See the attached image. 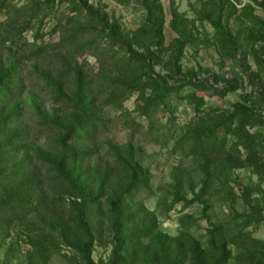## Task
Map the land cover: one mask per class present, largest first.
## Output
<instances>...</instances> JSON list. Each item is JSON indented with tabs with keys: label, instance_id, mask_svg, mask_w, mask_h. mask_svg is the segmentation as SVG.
Masks as SVG:
<instances>
[{
	"label": "trees",
	"instance_id": "trees-1",
	"mask_svg": "<svg viewBox=\"0 0 264 264\" xmlns=\"http://www.w3.org/2000/svg\"><path fill=\"white\" fill-rule=\"evenodd\" d=\"M114 1L125 4L130 0ZM135 1L143 12L140 23L132 30H123L117 19H109L107 13L89 0H30L19 7L11 0H0V15H4L0 22V44L20 43L19 46L30 47L26 58L41 57L45 53L47 45L36 42L45 34L40 31L42 22L54 6L67 3L70 14L60 18L50 32L60 36L51 45L60 49L55 53L60 67L57 80L47 76L45 79L52 87L51 97L54 104L59 105L58 109L45 115L39 102L32 98L30 101L38 122L53 132L51 146L49 144L45 151L40 146L35 147L34 143L27 145V130L19 121L23 115L18 96L21 57L0 60V225L6 226L11 220L23 218L25 209L33 202L37 206L43 202L45 185L49 184L51 174L54 182L65 189L68 206L65 211L67 221L63 219L61 226L50 228L57 229L65 242L77 251L80 264H95L92 259L96 240L92 215L100 212L102 203L107 209L112 239L108 264H122L125 257L140 252L147 253V264H185L188 259L193 264H230L233 259L236 264H264V240L242 234L247 226L257 228L264 222L262 207L249 201L255 192L253 187L243 188L242 199L249 211L235 236L247 239L237 245L246 248L248 253H239L234 258L228 243L235 239L227 242L218 226L213 225L207 230L206 248L188 233L171 237L157 230L155 222L148 218L150 213L139 200L141 193L150 192L152 175L140 163L132 142L123 147L109 145L114 157L112 163H106L94 179L86 177L88 170L83 163L92 155L91 146L99 140L100 127L104 125L95 103V90L115 108L121 107L123 100L136 92L134 111L149 121L155 111L167 112L168 122H171L176 108L167 101L184 88L190 89L180 98L191 106L194 117L173 138L185 156L193 157L204 177V184L195 198L200 200L216 174L227 175L237 168L253 167L264 177V136L250 131L264 125V48L254 47L256 42L264 43V17L255 15L253 6L247 2L238 9L231 0L200 1L198 19L213 27L212 42L217 45L222 59H234L237 52H241L239 64L245 78L235 76L226 80L223 76H213V83H224L223 88H217L206 79L195 80V73L181 67L185 46L196 41L192 32L194 22L180 13L171 1L168 26L175 36L166 42V16L161 1ZM251 1L264 13V0ZM233 17L240 25L243 22L247 25L233 32L229 23ZM32 23L37 27L33 41L29 43L23 33L33 28ZM88 29L93 31L91 36ZM249 53L255 68L249 65ZM77 55L94 57L98 70L87 71L86 57L81 63ZM242 79L251 88L256 86L257 92L242 93L230 110L204 108L208 96L222 98L235 91ZM176 184L168 210L175 202L185 200L180 195L181 187L178 182ZM63 198L57 195L45 202L60 210L61 205L55 201H64Z\"/></svg>",
	"mask_w": 264,
	"mask_h": 264
},
{
	"label": "rangeland",
	"instance_id": "rangeland-1",
	"mask_svg": "<svg viewBox=\"0 0 264 264\" xmlns=\"http://www.w3.org/2000/svg\"><path fill=\"white\" fill-rule=\"evenodd\" d=\"M160 1L166 16L164 27L166 42H169L175 36L168 26L171 1L180 13L185 14L189 21L194 22L195 29H192V32L196 41L184 48L180 59L183 70L192 71L195 73V80L206 79L208 84H213L217 88H223L224 83L221 81L213 83V76H223L226 80L235 76L245 78L239 64L241 52L238 51L234 59L223 60L218 52L217 45L212 42L213 27L206 21L198 19L197 12L201 0ZM28 2L30 0H11V3L16 7ZM89 2L100 7L102 11L107 13L109 19H117L123 30H132L140 23L143 12L135 0H130L125 4L114 0H89ZM246 2L253 6L255 15L264 17L263 11L256 4L251 0H246ZM64 15H70L67 3L56 4L53 11L43 19L40 31L45 34L42 39L36 42L37 44L47 45L46 51L41 57L26 58V56H29L30 47L19 46L20 43L11 44L6 42L3 46L0 44L1 61H9L12 57H21L22 62L18 74V96L23 108V115L19 121L27 130V145L34 143L35 147L40 146L43 151L46 150L49 144L51 146L53 132L51 129L49 132L46 126L38 122L39 119L33 111L30 101L32 98L39 102L45 115H51L54 108L58 109L59 105L54 104L51 97L52 87L47 84L45 76L57 80L56 75L60 63L55 53L60 49H55L51 45L56 43L60 36L59 33L50 32L57 21L60 18L63 19ZM3 20L4 15L1 14L0 22ZM33 23V28L23 33L24 38L29 43H32L37 27ZM229 23L233 32L247 25V22L240 25L235 17L230 19ZM87 32L90 36L93 33L91 29H88ZM242 42L245 41L242 40ZM254 47L255 49L264 48V43L256 42ZM61 50L63 49L61 48ZM251 55L249 53L247 56L249 65L255 68L256 65ZM83 57H86L87 61V64H85L86 70L96 72L98 70L97 60L88 55ZM83 57H78L77 60L82 63ZM262 77L264 79V75ZM242 81V84L235 91L226 93L222 98H218L216 95L208 96L204 108L214 107L218 110H230L232 103L242 93L257 92L258 88H251L248 82L244 79ZM189 89L184 88L178 94H172L168 99L167 104L176 108L173 113L174 120L171 122H168L169 114L167 112L162 114L160 110L155 111L151 118L152 121H149L134 111L137 103L136 92L125 98L121 107L115 108L114 105L106 103L95 90V103L99 109L98 113L104 119V125L100 127V138L95 145L91 146L92 155L84 161L83 167L88 170L86 177L94 179L99 171L102 172L104 165L112 163L114 159L109 145L123 147L127 142H132L140 163L147 167L152 175L150 192L141 193L139 200L145 211L150 213L148 218L155 222L157 230L171 237L179 236L183 232L188 233L198 240L202 247L206 248L207 230L213 225L218 226L227 242L230 239H235L233 243H228V248L235 258L239 253H248L246 248L241 249L237 245L241 240L247 239L243 237L240 239L235 238L239 234V225L249 211L248 205L242 199L243 188L245 186L253 187L255 192L251 194L249 201L252 204L258 203L262 207L261 214L264 215V177L262 174L255 172L253 167L237 168L227 175L216 174L212 177L200 200L195 198L204 184V177L198 170L193 157L185 156L183 150L175 145L173 138L179 135L181 133L180 128L194 117L191 106L184 98H180ZM250 131H257L264 136V125L252 128ZM163 141H166V143L163 144ZM29 151L35 156L31 150ZM243 153L244 151H242ZM42 170L45 172L43 167ZM176 182L181 187L180 195L186 201L192 202L186 204L185 200H181L175 202L168 210L167 207L173 200L171 192L174 191V186L177 185ZM48 183V185H45L46 197L43 202H39L38 206L33 202L25 209L23 218L11 220L6 226L4 224L0 225V264H80L77 251L65 242L64 238L56 232L57 229L50 228L51 226L57 228L58 225L61 226L63 219L67 221L65 211L68 206L66 202L68 195L65 194V189L54 182L51 174ZM57 195L64 197V201L59 199L55 201L57 205H61L60 210L52 208L50 203L46 204L45 202L51 197H57ZM106 214V206L102 203L100 212L92 215L96 237L92 259L95 264H108L110 259L112 239ZM242 234H247L254 239L264 240V222L257 228L247 226ZM246 245H249V243L247 242ZM146 256L147 253L145 254V252L131 254L125 257L122 264H147ZM236 263V260L233 259L230 264ZM185 264L193 263L188 259Z\"/></svg>",
	"mask_w": 264,
	"mask_h": 264
},
{
	"label": "built area",
	"instance_id": "built-area-1",
	"mask_svg": "<svg viewBox=\"0 0 264 264\" xmlns=\"http://www.w3.org/2000/svg\"><path fill=\"white\" fill-rule=\"evenodd\" d=\"M248 1V0H247ZM231 2L239 9L241 8L245 3H246V0L244 1H236V0H231ZM246 81V80H245ZM254 88H257L256 86H254ZM239 90V89H238ZM246 92V91H245Z\"/></svg>",
	"mask_w": 264,
	"mask_h": 264
}]
</instances>
